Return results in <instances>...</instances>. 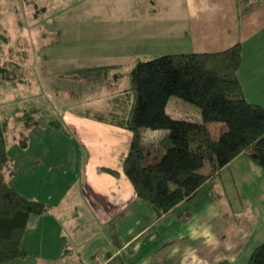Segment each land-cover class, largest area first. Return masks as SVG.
I'll return each instance as SVG.
<instances>
[{"label": "crops", "instance_id": "obj_1", "mask_svg": "<svg viewBox=\"0 0 264 264\" xmlns=\"http://www.w3.org/2000/svg\"><path fill=\"white\" fill-rule=\"evenodd\" d=\"M74 5V10L64 9V13L68 10L75 13L63 15L66 23H60L58 31L65 25L69 33H61L57 44L69 43L70 38L77 37L81 38L76 41L80 42V49L62 45V49L56 47L52 58L48 55L50 45L45 47L46 61L41 64L47 69V75L104 64H115L116 69L126 71L139 56L214 51L241 41L240 82L246 97L264 106V2L242 17L235 0H78ZM72 59H83V62ZM61 61L66 63L55 66ZM121 81L120 76L118 83ZM117 86L111 87L116 90ZM60 106H65V102ZM174 111L177 114L173 115L180 114V110ZM192 114L202 118L200 111ZM63 121L68 125V132L74 130L83 136V142L43 144V153L35 161L44 162L42 158L47 156L49 170L54 171L55 161L69 160V165L77 169V177L64 184L61 177L41 173L43 177H32L41 191L32 194L16 184L26 195L43 200L47 210L29 218L22 245L31 254L1 264H207L216 261L221 250L217 251L209 214H204L202 224L194 221L192 202L204 184L219 175L231 161L194 196L158 216L151 203L137 195L123 170L131 130L100 120L86 109L70 110L64 114ZM150 130L159 132L160 136L166 133L165 129ZM66 146L78 152H57ZM242 154L246 153L239 155Z\"/></svg>", "mask_w": 264, "mask_h": 264}, {"label": "trees", "instance_id": "obj_2", "mask_svg": "<svg viewBox=\"0 0 264 264\" xmlns=\"http://www.w3.org/2000/svg\"><path fill=\"white\" fill-rule=\"evenodd\" d=\"M24 1L37 9L46 6H40L39 0ZM235 1L239 17L264 2ZM9 37L0 26V44ZM148 57L137 58L128 69V86L118 83L124 72L116 69L115 64L85 67L82 71L102 74L110 86L118 85L108 96L106 109L97 110L94 116L131 130L123 170L137 195L148 200L158 216L194 196L209 178L241 153L264 167V106L249 100L240 82L241 41L214 51H180ZM1 58L0 55V82L18 80L20 75L10 65L19 66L20 62L15 58L8 61ZM171 96L195 103L203 117L173 115L167 108ZM22 111L21 119L26 126L31 127L38 121L37 108L24 107ZM210 116L223 122L218 134L209 125ZM52 123L62 126L63 121L57 119ZM8 127V119L0 109V264L31 254L22 245L29 218L47 210L43 200L26 195L7 176V171L14 172L8 149ZM144 127L166 130L159 138L164 153L158 160H148ZM207 160L209 168L204 171L202 167ZM105 168L117 172V169ZM207 264L240 263L221 258ZM245 264H264V240L254 247Z\"/></svg>", "mask_w": 264, "mask_h": 264}, {"label": "rangeland", "instance_id": "obj_3", "mask_svg": "<svg viewBox=\"0 0 264 264\" xmlns=\"http://www.w3.org/2000/svg\"><path fill=\"white\" fill-rule=\"evenodd\" d=\"M72 1L39 0L40 6H46L37 9L24 0H0V26L10 35L8 41L0 44L1 60L8 61L15 58L21 64L10 65L16 74L20 75L18 80L0 82V109L9 123L8 149L14 167V172L7 171V176L12 184L21 186L25 192L31 194L41 191L38 183L32 178L43 177L41 173L61 177L64 184L67 180L77 177V169L69 165V160H63L62 163H58L61 160L55 161L52 164L55 169L51 171L47 156L43 157L44 162L40 163H37L35 158L43 153V144L56 142L69 145L83 142L82 135L75 133L74 130L67 131L68 125L63 121L64 114L70 110L86 109L93 113L104 110L107 107L108 96L114 92L109 80L103 75L76 69L51 76L47 75V69L41 64L46 61L43 52L49 45L48 55L52 58L55 57L56 47L62 49V45L65 48L69 46L80 49L78 47L80 42L76 41L81 38L77 37L70 38L69 43L57 44V40L59 42L62 38L61 33L65 35L69 33H66L65 25L61 28V32L58 29L60 23H66L64 16L68 17L75 13L69 11L74 10L76 6ZM65 8L70 9H66L68 11L64 13ZM81 30L83 31V28ZM57 33H60V36ZM18 47L21 49L17 50ZM148 56L139 57L149 58ZM72 60L83 62V59ZM65 63L56 62L55 66H62ZM70 64L75 65L76 62ZM127 71L128 68L121 75V86L129 85L130 78ZM1 75L0 72V78ZM64 102L65 106H60ZM24 107H35L39 113L38 121L31 127L26 126L21 119ZM174 109L180 110L182 116L193 118H196V114L192 112L200 111L195 103L182 97L171 96L168 110L176 115ZM214 116H210L208 122L213 133L218 134L223 122ZM57 119L63 121L62 126L53 125L52 120L57 121ZM150 129L148 127L142 129L144 144L148 152V160L155 161L160 159L164 148L159 142L161 137L159 132ZM69 148L66 146L57 152L60 154L78 152ZM208 168L207 160L202 170L206 171ZM192 205H194V221L202 224L205 221L204 214H209L210 223H208L212 228L217 251L221 250L214 260L229 258L245 264L254 247L264 240V167L256 165L246 154L236 156L219 175L204 184ZM28 238L30 240V231ZM26 244L31 246L30 242Z\"/></svg>", "mask_w": 264, "mask_h": 264}]
</instances>
